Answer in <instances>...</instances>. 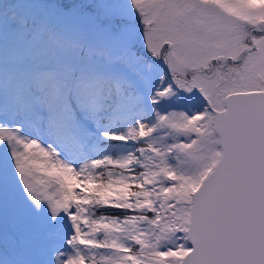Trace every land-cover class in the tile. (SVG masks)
Returning <instances> with one entry per match:
<instances>
[{"label":"rangeland","instance_id":"374dc122","mask_svg":"<svg viewBox=\"0 0 264 264\" xmlns=\"http://www.w3.org/2000/svg\"><path fill=\"white\" fill-rule=\"evenodd\" d=\"M89 35L87 71L65 89L85 118L63 127L74 110L70 98L56 105L54 92L69 83ZM18 68L47 79L36 93L38 125L28 75L7 79ZM0 84L1 259L103 264L97 253L112 246L105 264L113 256L116 264H180L192 193L220 154L213 110L227 93L264 89V0H0ZM135 109L146 119L121 132ZM86 122L91 142L122 143L105 173L117 174L112 191L122 199L92 181L99 157L78 153L90 144L73 129ZM134 183L142 189L133 193ZM95 186L103 203L121 199L127 212L88 210ZM129 241L136 248L122 253Z\"/></svg>","mask_w":264,"mask_h":264},{"label":"water","instance_id":"95a60500","mask_svg":"<svg viewBox=\"0 0 264 264\" xmlns=\"http://www.w3.org/2000/svg\"><path fill=\"white\" fill-rule=\"evenodd\" d=\"M213 112L220 154L192 193L180 264H264V89Z\"/></svg>","mask_w":264,"mask_h":264},{"label":"trees","instance_id":"16d2710c","mask_svg":"<svg viewBox=\"0 0 264 264\" xmlns=\"http://www.w3.org/2000/svg\"><path fill=\"white\" fill-rule=\"evenodd\" d=\"M87 39H90V35L85 39V40H83L82 41V47H81V49H80V51H79V55H78V57H77V59L75 60V66L73 67V69H72V77H71V79H69V83H67V84H62V86H59V88H58V91H55L54 92V100H55V103H56V105H58V104H61V102H62V100H63V98L65 99V98H70L71 99V103H72V106L71 107H73V110H74V116H67L66 118H62V120H64L65 122V126H63V127H73V124H72V122H73V119L75 118V117H77V116H79V118H85V116H84V114H82L81 112H80V110H79V105L76 103V99H78V97H76L75 98V95L74 94H66V96H65V89L67 88V87H69V86H71L72 88H73V90L74 89H76V88H78V83L80 82V79H79V77L82 75V73L84 74V71H87L86 70V67L82 64L84 61H87L89 58H90V56H92L94 53L93 52H91V51H89L87 48H89L88 46H86V41H87ZM34 57H36V59H37V54H36V56H34ZM27 70V69H26ZM26 70H20L19 68H18V70L16 69V70H12V71H5L6 73H7V79L10 77V75L13 73V72H15V73H21V74H23V75H28L27 77H29V81H30V90L32 91V94H33V96H32V103H33V105H34V109H35V111H36V113H35V111H34V115H33V118H34V120H35V123L38 125L40 122H41V118H40V116L38 115V114H43L42 112H43V110H42V108H39V106L37 105V96H36V93L40 90V89H42V88H44V87H46V85H47V82L45 81V80H47L46 79V77H43V76H41L42 74H34V76H33V73H31V71L30 72H27ZM27 73V74H26ZM29 73H30V75H29ZM35 75H36V77H35ZM5 76H6V74H5ZM38 79L39 80H41L40 82H38ZM68 81V80H67ZM4 82V81H3ZM8 82V81H7ZM0 86L2 87V85L0 84ZM87 86L86 85H83L82 86V88H86ZM51 107V106H50ZM50 107H48V108H50ZM140 109H142V108H140ZM50 110V109H49ZM102 112H106V111H108V107H106V108H104V109H102L101 110ZM100 111V112H101ZM47 112H48V110H47ZM44 115H48V114H44ZM104 115V114H103ZM103 115L101 116V114H100V117L102 118L103 117ZM145 116H146V114L144 113V112H142L141 110H139V109H135V110H133L132 111V114H130V116L128 117V118H126L122 123H121V132L123 131V130H126L127 129V127L129 126V125H131V126H133V127H135V125H136V123H138V121H141V120H145L146 118H145ZM105 121V118H102L101 119V123L103 124V121ZM87 123V124H86ZM85 124H81L79 127H77V128H79V129H81V130H83V131H85V130H87V128L86 127H88V126H86V125H88V122H86ZM36 125V126H37ZM97 125L98 126H100V123L98 122L97 123ZM62 126V125H61ZM37 129H38V126L36 127ZM127 131V130H126ZM38 133L40 134L41 132H39V130H38ZM96 141V140H95ZM87 143L88 144H90V149H89V151L86 153V155H85V162L87 161V162H89V161H93V160H95V159H98V157H99V159H100V161H99V164H98V160H97V163L96 164H92V165H94V168L91 166V168H90V170H91V173L93 174V176H92V181H94L95 180V183H96V181H97V184H99V185H102V186H106V188L108 187V190L110 191V192H113L112 190V187H113V185L114 184H118L119 182V180H116V176H117V174H115L113 171H112V177L111 178H107L106 179V177H105V173H106V175H107V172L106 171H108L109 170V167L111 166V160H112V158H111V156L113 157V155H115L114 154V152H117V150H116V148L118 147V146H122L121 144L122 143H116V142H106V143H98V142H96L97 144H95V143H93V142H91V140H90V138L88 137L87 138ZM124 144V143H123ZM125 146V145H124ZM109 149V150H108ZM103 154H105V155H103ZM111 158V159H110ZM105 162V163H104ZM104 163V164H103ZM103 164V165H102ZM115 167H116V165H115ZM118 167V166H117ZM121 170H123L122 171V175H126V174H128L129 172H130V167L128 166V167H121ZM119 171V170H118ZM132 171V173H134L137 177L135 178V181H138L139 180V173L138 172H136L135 171V168L133 169V170H131ZM104 176V177H102V179L104 178V182H100V181H102V179H100V177L101 176ZM107 176H109V175H107ZM98 178V179H97ZM97 179V180H96ZM140 179H142V178H140ZM103 183V184H102ZM144 182H142V183H140V184H143ZM105 188V187H104ZM129 188H132V189H130V191H133V193H134V191L135 190H141L142 189V187H141V185H135V183L134 184H131L130 186H129ZM134 188V189H133ZM94 189H96V194H95V196H96V202H95V199H92L91 197H89V203L86 205L87 206V209L88 210H97L99 213H101L102 211H104V213H107V215L108 216H110V215H114V214H122V212H127V207L126 206H121V205H118V203H119V201L122 199V197L123 196H125V193H124V195H123V193H119V192H113L111 195L112 196H118V195H122V196H118L119 198H121L120 200H117V199H114V202L113 201H109L110 203H108V204H105V203H103V198L104 197H106V194L104 193H102V194H100V196H98V191H97V188H96V186H95V188ZM134 195V194H133ZM90 196V195H89ZM104 196V197H103ZM110 196V195H109ZM138 197H139V199H143V197H140L139 195H138ZM129 201H130V199H129ZM105 205H106V207H105ZM109 207H110V209H114L113 211H109ZM125 208V211H123L122 209H124ZM106 209V210H105ZM112 212H113V214H112ZM139 212V211H138ZM137 212V213H138ZM90 213V212H89ZM136 215V214H135ZM98 237H97V240L99 241V242H102L103 241V239H102V237H101V233L99 234V235H97ZM135 243L136 242H133V241H129L128 242V244H123L122 243V245H125L124 246V248H125V250H122L123 252L122 253H124L125 251H127V248L129 249H132V248H136V246H135ZM129 245V246H128ZM104 249V248H103ZM101 249L102 251H101V253H100V249H99V253H97L98 254V258H97V260L100 262V263H102V261H103V264H105V261L106 260H109L108 258V253L110 254V252H114L116 249L113 247L112 248V246H110V251L108 250V249ZM134 254H137V249H136V251L134 252ZM120 255H122V254H120ZM116 259H118V258H115V256H113L112 258H111V260L113 261L112 262V264H116L117 262H116ZM120 259V258H119ZM2 259H1V257H0V263L1 264H3L4 262H2L1 261ZM121 262L119 263V264H123L126 260H120Z\"/></svg>","mask_w":264,"mask_h":264}]
</instances>
